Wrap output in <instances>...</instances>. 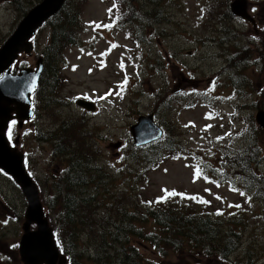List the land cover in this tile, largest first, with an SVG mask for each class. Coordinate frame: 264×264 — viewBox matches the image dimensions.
Here are the masks:
<instances>
[{
  "label": "rangeland",
  "instance_id": "obj_1",
  "mask_svg": "<svg viewBox=\"0 0 264 264\" xmlns=\"http://www.w3.org/2000/svg\"><path fill=\"white\" fill-rule=\"evenodd\" d=\"M36 1L0 0V46L12 34L21 19L22 11ZM230 1L160 0L159 5H156V0L153 3L139 0L141 14L148 13L143 20L144 27H147L149 22L153 23V39L149 43L138 44L126 35L125 30L114 31L113 28L107 29L97 25L88 27L89 23L103 24L110 10L109 0H105V3H102V0H73L79 8L82 32L78 40L82 45L80 48L64 50L65 64L61 67L60 75L65 80H62L60 91L52 95L47 94L46 102L39 100V106L36 105L35 113H39L38 126L42 130V138L25 135L27 131L15 126L19 138L18 150L29 152L27 164L30 176L37 186L40 201L45 213L47 211L51 226H54L53 222H57L53 219L51 211L58 209V200H62L65 194L59 191L65 187L61 178L67 167L62 160L64 156L53 154L54 145L64 148L65 142L68 141L70 147L82 150L73 152L70 149L69 157H79L83 163L102 166L103 173L106 171L110 175L112 182L109 190L114 195L125 193L135 199L134 194L139 190L144 197L155 201L167 193L174 192L199 208V212L206 211L218 217L226 216L224 218L233 217V213L242 214L247 228L240 240L242 247L239 246L238 251L232 255L231 262L245 264L253 257L257 261L256 264H264V205L256 202L254 195L246 192L239 183L235 182L233 186L227 183L215 185L209 183L205 177L195 181L192 172L196 167L191 166L193 159L187 155L178 160H166L156 169L148 171L143 180L135 179L133 183L119 171L125 167L126 170L135 172L137 168L129 153L132 145L129 127L136 123L140 116H148L158 109L160 115L170 117L168 107L173 103L168 102V107L163 106L169 97V90H180L185 85L188 88L180 98L181 103L177 113H173V119L177 126H182L179 138L189 149L197 154L201 152L199 146L204 148L203 150L210 146L206 150L210 162L208 158L204 161L214 168V160L217 158L219 163L222 156L220 154L217 157L216 150L239 153L242 147L248 145L253 131L251 130L250 134L244 131L242 133V130L250 129L247 127L252 124L249 120L251 116L254 120L258 111L264 114V30L260 31L264 28V0H247L251 6L250 14L255 20V32L251 24L236 18L234 20L235 31L245 36H242V43L239 45L231 42L229 49L233 53V50L244 48L246 56L249 55V60L242 58L246 68L242 77H246V81H241L240 92L235 91L232 81L220 69L224 66L226 52L213 42L221 34L220 30H223L217 20L219 16L216 7L219 4L224 5L225 12V5L227 3L228 7ZM222 26L225 27L224 24ZM95 30L98 33L94 32ZM145 31L151 34L148 29ZM49 32L47 27L42 29L33 42L32 54L19 56L20 64L34 67L37 57L48 42ZM159 34L161 38H157ZM113 40L117 41L116 45L108 50L107 46ZM80 51L95 55L79 59L77 53ZM104 52L108 59L101 64L98 57H102ZM75 64L77 68L72 71L71 66L75 67ZM178 78L182 82L179 86L176 80ZM116 87L121 90L120 95L114 92ZM81 95L92 99L102 98L98 111H82L75 104L76 98ZM155 95L158 98L154 99ZM205 114L212 120L207 121ZM219 114L221 117H218ZM156 123L158 124V119ZM149 131L150 128L146 134ZM24 135L26 139L23 141ZM138 136L141 138L139 132ZM53 138L55 141L51 140ZM19 143L24 147L20 148ZM119 143L121 148L116 149L114 146ZM262 149L264 153V141ZM197 156L198 154L194 157ZM126 170H123V173ZM80 171L86 180H89L91 175L98 174L95 171L85 172L84 166ZM141 171L143 170L139 169L137 173ZM260 171H264V162ZM0 185L4 186V183L0 182ZM10 185L9 182L8 186ZM241 189L244 191L242 197L237 194ZM57 196L60 198L56 199ZM1 199L6 202L7 207L2 208H7L10 218L4 226H0V264H20L17 247L22 234L26 201L18 189L11 187H8L6 196ZM103 199L107 198L97 201ZM139 200L142 202L141 198ZM145 228L150 230L152 226L146 225ZM133 243L148 260L161 264L230 263L223 260L210 261L203 256L193 255L187 249L175 254L169 253L165 259L159 260L157 251L153 250L154 253H151L147 243L139 240H134ZM89 257L91 258L90 253ZM98 258L96 255L95 260L91 258L84 264H108L103 259L100 262ZM58 263L59 261L56 262Z\"/></svg>",
  "mask_w": 264,
  "mask_h": 264
},
{
  "label": "trees",
  "instance_id": "obj_2",
  "mask_svg": "<svg viewBox=\"0 0 264 264\" xmlns=\"http://www.w3.org/2000/svg\"><path fill=\"white\" fill-rule=\"evenodd\" d=\"M39 1L37 0L26 10L22 11V16ZM112 1L116 7V12L113 11L111 17L113 19L120 18L121 25L128 20L131 21L130 24L133 25V28L127 31V34L132 36L133 33H138L140 35L139 39L148 43L150 39L145 30L148 29L153 33V23L149 22L147 27H144L143 20L148 16V13L141 14L139 0ZM141 1L154 2V0ZM156 1V5H159L160 0ZM223 6L219 4L216 7L217 15L219 16L217 20L220 26L224 24L227 27L231 25L233 18L228 9L224 12ZM222 15H224L223 19ZM113 19L112 22H114ZM116 24L118 26L116 22L114 26ZM46 26L50 32L48 42L41 53L43 57V71L39 82V85L42 87V95L45 99L47 98V94L52 95L57 93L58 87H60L62 80H64L59 73L60 65L63 63L64 50L78 43V36L82 32L80 28L79 8L75 6L73 0H67L60 12L46 22ZM231 30L229 27L223 30L222 34L218 36V38L223 39L218 42L219 46L225 45L227 47L224 48V51L229 52L227 59L229 67L227 70L230 71L228 77L234 86L237 87L236 85H238L240 79L246 81V77H242V72L244 73V71L241 68L245 63L242 58H248L249 60V55L246 56L244 48L234 50L233 53L230 52L228 46H230L232 40H236L238 35L233 28ZM41 31L42 29H39L38 34ZM225 36H231V38L228 39ZM234 45H238V41ZM241 50L242 52H240ZM237 54L240 58H238ZM231 65L234 68L231 69ZM237 79L238 82H236ZM166 102L164 106L167 105ZM180 103V101H177L169 106L170 117L167 118L160 115L159 109L156 110L155 116L158 119V125L163 131V137L157 143L142 147L139 150L133 147L129 148L131 157L135 158L138 165H141L143 168L148 167V165L152 166L148 171L154 170L166 160L176 159L177 157L180 159L185 155L188 158L192 156L191 150L183 146L182 143L184 141H181L179 138L180 127L182 128V126H177L173 119V113H177ZM249 120L252 124L247 127L250 128L247 131L252 134L250 132L252 130L253 137L248 142L247 150L244 149L246 150L245 152L242 151L235 155L237 156L235 159L236 163L238 162L241 165H238L237 169L241 170H237V173L234 175L239 178V181L244 186L247 184V187L251 191H255V198L260 200V203H264L262 201L264 200V196L261 194L262 188H258L263 183V175L256 173V170L260 167V163L264 160L262 149L264 129L258 128L255 123V117L253 120L251 116ZM70 149L73 152L82 151L81 148L70 147L68 141H66L63 148V156L71 154H66ZM57 152L61 153V151ZM67 162L68 169L65 170L61 178L65 182V187L59 191L65 192V194L62 200H58L60 201V205L58 209L56 208L54 215L57 220L56 232L58 239L63 246L64 252L70 255L69 264H84L85 261H90L91 258L85 254V249L93 250V253H95L94 260L96 259V255H98L99 258L97 260L102 262L103 259L108 264H161L155 260H148L139 251L138 247L134 245V240L147 243L151 253H154L153 249L156 250L159 260L165 259L169 253L175 254L183 249H187L193 255L197 254L207 259H218V261L228 257L227 261L231 262L229 255L236 251L241 237L239 226H245L242 217H234L233 220L226 218L227 221H224V217L226 216H222L223 218L216 216L218 220L213 223L210 215H200L195 209L192 211L188 209L185 212L172 208L151 210L150 207H147L139 199H136L137 194H134L135 199H132L125 193L114 195L108 190L112 182L110 180L111 177L105 173L101 174L105 193L102 198L107 199L97 201L93 197L98 192L97 182L95 184H88L84 180L85 176L80 171L82 166H84L85 172L97 171L96 167H92L90 163H83L79 157H68ZM199 163L201 170L206 172L207 175L211 174L224 182L231 183L233 181V176H227V173L218 171L210 163H206L205 161H199ZM191 166H194V163H191ZM236 166L234 165V167ZM102 171L103 169H100L98 172ZM122 174L132 183L141 176L137 174V171L134 172L133 170ZM95 180L97 179L95 178ZM58 198L60 197L57 196L56 199ZM225 222H227L228 232L220 234V232L224 233L225 231L222 228L219 230L218 226L222 227ZM146 225L153 226L155 230L148 231L145 228ZM112 242L114 243L111 245Z\"/></svg>",
  "mask_w": 264,
  "mask_h": 264
},
{
  "label": "water",
  "instance_id": "obj_3",
  "mask_svg": "<svg viewBox=\"0 0 264 264\" xmlns=\"http://www.w3.org/2000/svg\"><path fill=\"white\" fill-rule=\"evenodd\" d=\"M65 1L67 0H41V2L35 4L25 16L21 18L13 34L0 48V74L5 71L6 78L9 79L8 85L6 82L3 84L0 83V88L7 90V93H5L4 90H0V169L9 173L14 178V181L21 186L23 195L28 201L26 222L22 227L24 235L19 245L20 257L23 264H55V260L58 258L57 251L52 242L50 229L44 218L41 205L38 202L34 186L30 179L22 172V160L20 158L14 161L12 160V156H10L12 155V151L8 149L3 136V131H5L8 119L10 118V112H12V107L8 108L9 104H16L17 108L16 106L14 107L16 118L28 119L29 110L27 106L30 104L29 95L36 86L41 72L42 59L39 58L34 71L31 69L22 70L20 75H16V77L10 75L8 77L7 74L9 66L20 52L24 51L28 54L33 49L29 39L34 36L36 30L39 29L46 20L59 12ZM230 7L232 15L252 23L253 27H255V20L248 13V9L251 6L248 4L247 0H233ZM5 75L2 77L1 81H6ZM14 88V98H12V90H14ZM8 92H10V98H8ZM76 105L88 111L94 109L92 103H87V101L84 102V100H77ZM3 112L4 115L2 116ZM145 118H143V122L148 124V128L151 127L152 130L150 129V133L146 134V136L143 135V139L142 137L140 138L136 130V128L140 126L141 118H139V124L130 129L133 141H135V146L149 144L160 137V130L151 122L152 117L150 116L146 118V120ZM255 122L259 128L264 129L263 112H258L256 114ZM3 153L4 156H2ZM5 154H8V156ZM32 223L37 225V231L35 232L29 231L30 224Z\"/></svg>",
  "mask_w": 264,
  "mask_h": 264
},
{
  "label": "flooded vegetation",
  "instance_id": "obj_4",
  "mask_svg": "<svg viewBox=\"0 0 264 264\" xmlns=\"http://www.w3.org/2000/svg\"><path fill=\"white\" fill-rule=\"evenodd\" d=\"M17 71V65L11 69V73L13 75H16ZM1 76V75H0ZM34 98H36V100H39V96L38 95H34ZM37 103V101H36ZM10 115L14 116L15 113L12 112L10 113ZM32 123V122H30ZM18 128H23L24 127V123H20L15 117H13L9 122H8V125L5 129V131H3V136H4V139H6V142H7V146H8V149L12 151V154H17L18 153V147H17V144H18V134H16V127ZM1 135H2V132H1ZM8 156V154H5ZM0 182L4 183V186L3 185H0V224L2 223V220H3V217L5 215H8V210L7 208H2V207H7L6 205V202L3 201L1 198L6 196V193L8 191V187H11L12 189L16 188L18 189L20 192V188L18 185H16V183L12 180V178L6 174L4 171L0 170ZM10 182V186H8V183Z\"/></svg>",
  "mask_w": 264,
  "mask_h": 264
},
{
  "label": "bare ground",
  "instance_id": "obj_5",
  "mask_svg": "<svg viewBox=\"0 0 264 264\" xmlns=\"http://www.w3.org/2000/svg\"><path fill=\"white\" fill-rule=\"evenodd\" d=\"M33 7V6H32ZM31 7V8H32ZM30 8V9H31ZM22 14V13H21ZM249 24H251L252 25V23H250V22H248ZM222 38H218L217 40H213V42L214 43H216V44H218V45H220L219 44V40H221ZM221 47V49L224 51V48H227L225 45H222V46H220ZM229 47V46H228ZM226 52V54H225V60H224V66L223 67H229V64L227 63V59H228V55H229V52L228 51H225ZM231 52V51H230ZM233 52H234V50H233ZM236 64V63H235ZM238 65V64H237ZM232 66V65H231ZM236 66V65H235ZM231 68H234L233 66L231 67ZM241 68V67H240ZM244 64H243V66H242V68L241 69H243V71H244ZM239 73H241V72H239ZM242 74H244L243 72H242ZM234 78V77H233ZM241 81L242 80H240V82H238V79H237V81L236 82H238V85H236L237 87H235V91L236 92H240V84H241ZM233 84V83H232ZM234 85V84H233ZM60 88H61V85H60V87H58V89H57V93L60 91ZM47 99V98H46ZM156 125H158L157 123H155ZM160 138H162V137H160ZM60 260H62V259H60ZM210 261H215L216 262V260H210ZM220 261H222V260H220ZM224 261V260H223Z\"/></svg>",
  "mask_w": 264,
  "mask_h": 264
},
{
  "label": "snow or ice",
  "instance_id": "obj_6",
  "mask_svg": "<svg viewBox=\"0 0 264 264\" xmlns=\"http://www.w3.org/2000/svg\"><path fill=\"white\" fill-rule=\"evenodd\" d=\"M97 27H99V25H97ZM196 175H197V176L200 175L199 170H197ZM167 195H176V193H174V192H170V193H167ZM241 195H243V193H241ZM237 207H239V206L237 205ZM217 214H220V213H217Z\"/></svg>",
  "mask_w": 264,
  "mask_h": 264
}]
</instances>
